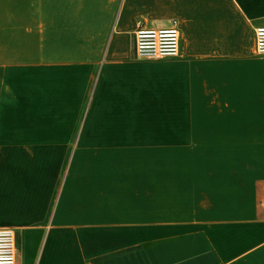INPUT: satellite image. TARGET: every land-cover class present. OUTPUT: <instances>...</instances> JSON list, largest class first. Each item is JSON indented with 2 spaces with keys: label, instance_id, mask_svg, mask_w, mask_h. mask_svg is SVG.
Segmentation results:
<instances>
[{
  "label": "crops",
  "instance_id": "1",
  "mask_svg": "<svg viewBox=\"0 0 264 264\" xmlns=\"http://www.w3.org/2000/svg\"><path fill=\"white\" fill-rule=\"evenodd\" d=\"M139 19L177 20L182 54L138 58ZM260 25L264 0H0V227L17 264H264V126L205 121L264 114ZM160 114L189 115L185 176L151 158Z\"/></svg>",
  "mask_w": 264,
  "mask_h": 264
},
{
  "label": "built area",
  "instance_id": "2",
  "mask_svg": "<svg viewBox=\"0 0 264 264\" xmlns=\"http://www.w3.org/2000/svg\"><path fill=\"white\" fill-rule=\"evenodd\" d=\"M135 53L138 58L158 60L182 54V33L177 20L166 27H152L142 19L135 30ZM254 53L264 56V25L255 28ZM17 232L12 227H0V264H17Z\"/></svg>",
  "mask_w": 264,
  "mask_h": 264
},
{
  "label": "rangeland",
  "instance_id": "3",
  "mask_svg": "<svg viewBox=\"0 0 264 264\" xmlns=\"http://www.w3.org/2000/svg\"><path fill=\"white\" fill-rule=\"evenodd\" d=\"M196 122H200L195 118ZM207 125H217L227 127L233 126H264V114H222L220 118L205 119ZM147 120V126L150 125ZM188 114H160L156 117L155 126H159L162 132L163 147L160 151L150 152L151 158L160 157L162 164V174L166 176L177 175L185 176L187 174V160L191 157L184 146L187 140V128L189 127ZM196 125V124H195ZM177 142V149L165 147V143Z\"/></svg>",
  "mask_w": 264,
  "mask_h": 264
}]
</instances>
